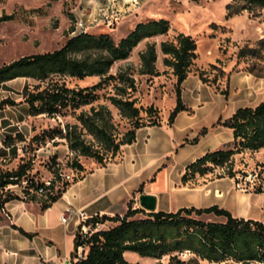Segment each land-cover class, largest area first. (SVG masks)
I'll return each mask as SVG.
<instances>
[{
    "label": "trees",
    "instance_id": "trees-1",
    "mask_svg": "<svg viewBox=\"0 0 264 264\" xmlns=\"http://www.w3.org/2000/svg\"><path fill=\"white\" fill-rule=\"evenodd\" d=\"M256 9L264 10V0H233L226 6V16ZM11 20L12 14L0 15V23ZM169 28L166 19H149L137 23L118 41L106 33L81 32L68 36L59 48L51 52L23 55L0 66V84L18 78L34 82L26 88L23 98L29 116H69L72 119L54 130L33 135L27 143L19 132L5 136L2 141L5 148L0 150V212L11 201L36 203L40 211H45L62 197L72 183L82 178L85 169L80 163L81 157L105 166L119 155L124 145L135 141L139 128L159 125L156 107L137 105L134 97L137 86L133 76L124 71L111 74L110 69L115 62L127 59L141 41L165 35ZM72 30L70 28L69 35ZM196 48V41L183 33H178L173 41L159 44L162 63L175 77V105L167 119L169 125L180 112L187 110L182 102V84L196 57ZM156 57L155 44H146L145 49L138 53L137 74L150 78L158 76ZM89 77H97L98 81L85 87H68L66 84L67 78L81 81ZM100 98L117 110L120 120L125 122L121 129L107 106L93 105ZM15 105L13 100L4 99L0 101V110ZM216 125L231 130V141L224 148L208 151L185 166L182 185L212 174L215 168L222 170L216 178L229 177L237 182V172L233 170L234 156L264 148V101L255 106L240 107L230 117L219 118ZM204 132L205 129L200 135ZM55 138L63 140L71 154L69 167L75 176L70 181L64 179L56 155L42 165L51 176L48 181H42L38 177L39 171H34L39 148L26 147H38ZM19 143H26V146L20 148L21 155L14 157L16 164L8 167L5 149L11 151L14 149L11 147ZM263 186L254 188V191H264ZM138 214L142 216L138 217ZM209 216L214 219H204ZM106 222L113 226L98 230V226ZM87 223L96 230L81 239L77 227L70 264H141L126 260V252L158 260L157 264H163L160 260L164 257L168 258L167 264H186L180 258L184 253L208 263L264 264V223L235 218L216 205L181 207L171 212H147L127 206L123 215H95ZM19 231L31 238V234ZM79 247L86 249L82 258L77 257Z\"/></svg>",
    "mask_w": 264,
    "mask_h": 264
},
{
    "label": "rangeland",
    "instance_id": "rangeland-1",
    "mask_svg": "<svg viewBox=\"0 0 264 264\" xmlns=\"http://www.w3.org/2000/svg\"><path fill=\"white\" fill-rule=\"evenodd\" d=\"M232 2L233 0H0V15H13V20L0 23V66L23 55L46 53L59 48L71 36L69 30L74 28L78 19L83 21L86 32L106 33L115 41L127 35L139 22L160 18L168 20L170 28L167 34L141 41L127 59L115 62L110 69L111 74L124 71L133 76L137 86L134 94L137 105L144 108L150 105L156 107L160 123L158 126L139 128L135 141L124 145L122 153L105 166L109 176H129L147 160L155 159L163 150L169 151L164 163L157 167L151 164L150 168L143 170L138 180L130 181L128 185L136 182H143V185L139 191H135L127 206L140 209L138 197L149 194L152 185L165 192L163 168L173 160L175 165L170 166L169 171L172 180L170 189L174 195L161 199L158 209L177 207L182 198L179 193L182 186L180 177L184 171L182 162H192L193 158L201 157L206 149L214 151L215 148H224L231 141V134L227 128L216 125L217 120L230 117L240 107L255 106L264 101V10L242 11L238 15L227 17L226 6ZM178 33L190 35L196 41L197 48L188 77L182 84V102L187 110L180 112L169 125L167 119L175 105V77L171 69L162 63L163 55L159 44L162 41H173ZM148 43L155 44L157 55L155 68L159 75L153 78L137 74L138 53ZM97 81V77L81 81L67 78L66 84L68 87H85ZM33 84V81L24 78L0 84V101L10 99L16 103L15 106H5L0 110V150L5 148L2 145L5 136H13L19 132L27 143L33 135L54 130L59 124L63 126L66 121H72L69 116H29L23 98L26 88ZM98 104L108 107L120 129L124 126L125 122L120 120L113 106L102 98L93 105ZM142 116L145 117V114ZM203 129L205 132L200 135ZM26 143L11 147L14 149L7 153L5 151L8 167L16 164L14 157L21 155L20 148H24ZM16 148L18 151L15 152ZM26 148H39L36 151L34 171H39L38 177L42 181L46 182L51 178L42 165L53 155L57 157L65 180L70 181L75 176V172L69 167L71 154L63 140L55 138L52 141L46 140L38 147L30 145ZM134 154L136 158L132 159V163L129 160ZM80 163L85 169L84 173L98 166L93 160L83 157L80 158ZM233 170L237 172L235 178L238 187L257 188L264 185V148L235 155ZM219 173L222 170L215 168L212 174L188 182L184 187L188 188L190 198L183 201H189L187 204L193 202L191 197L200 182ZM14 190L19 192L18 189ZM141 216L142 214H138V217ZM111 226L112 223L106 222L100 224L98 230ZM125 257L132 263L158 262L132 252H127ZM180 258L186 264H215L199 262L191 254ZM160 262L167 264L168 258L164 257Z\"/></svg>",
    "mask_w": 264,
    "mask_h": 264
},
{
    "label": "crops",
    "instance_id": "crops-1",
    "mask_svg": "<svg viewBox=\"0 0 264 264\" xmlns=\"http://www.w3.org/2000/svg\"><path fill=\"white\" fill-rule=\"evenodd\" d=\"M228 131L231 134V130L228 129ZM5 150L6 152L10 151V149ZM208 151L206 149L204 152ZM168 153L169 151L163 150L155 159L147 160L138 169H134L129 176L119 174L115 177L109 176L106 172L107 166L98 165L96 168L84 173L81 179L72 183L62 197L45 211H40L36 203L22 201L7 203L4 211L0 212V264H39L40 262L45 264L68 262L70 264V256L74 251L73 243L77 221L73 218L68 224H61L60 216L62 212L72 206L74 209L83 210L88 217L121 215L122 212L127 210V204L133 198L135 191L143 185V182L128 185L130 181L138 180L143 174V170L150 168L151 164L154 167L160 166L168 159ZM133 158H136L135 154L130 157L129 161L132 163L134 162L132 161ZM195 159L193 158V161ZM182 163H184L183 168L189 164L187 160ZM173 165L175 163L170 160L163 168L165 172V192L160 191L157 186H151L152 190L149 194L156 197V211L160 210L158 204L161 199H164L165 196L167 199V196L174 195L170 189L172 180L169 171L170 166ZM115 173L118 172L115 171ZM184 186L182 185L179 188V193L182 196L181 204L177 207L169 206L163 211H176L181 207H191L192 205L196 208H207L216 205L227 210L235 218L264 223V191L255 192L252 187H238V182L233 178L209 176V179L200 182L197 189L194 190V195L191 197L194 201L190 205L187 204L189 201L187 203L183 201L185 198H190L188 197L190 192ZM19 229L31 234V238L23 235ZM131 257L135 258V256ZM195 259L199 262L208 263L196 257ZM229 263L238 264L231 261L225 264ZM250 264L259 263L253 262Z\"/></svg>",
    "mask_w": 264,
    "mask_h": 264
},
{
    "label": "built area",
    "instance_id": "built-area-1",
    "mask_svg": "<svg viewBox=\"0 0 264 264\" xmlns=\"http://www.w3.org/2000/svg\"><path fill=\"white\" fill-rule=\"evenodd\" d=\"M116 17V16H115ZM117 19V18H116ZM86 32L84 23L81 19H78L75 22L74 28L70 35H75L77 33ZM73 218L77 221V227H78V233L80 235L81 239H84L87 235L90 234V232L95 231L96 229L92 230V224H88V220L91 217H88L83 210L74 209L72 206H69L64 210L60 216V223L63 225L68 224ZM86 249L84 247H79L77 249V257L82 258L84 256V251ZM187 253H184L185 255ZM39 264H45L44 262H40ZM63 264H68L63 263Z\"/></svg>",
    "mask_w": 264,
    "mask_h": 264
},
{
    "label": "water",
    "instance_id": "water-1",
    "mask_svg": "<svg viewBox=\"0 0 264 264\" xmlns=\"http://www.w3.org/2000/svg\"><path fill=\"white\" fill-rule=\"evenodd\" d=\"M141 209L147 212L156 211V197L151 194H141L138 197Z\"/></svg>",
    "mask_w": 264,
    "mask_h": 264
}]
</instances>
